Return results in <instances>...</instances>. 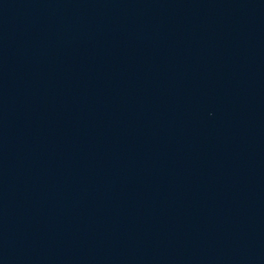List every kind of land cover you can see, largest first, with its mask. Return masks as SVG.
Here are the masks:
<instances>
[{
  "label": "water",
  "instance_id": "water-1",
  "mask_svg": "<svg viewBox=\"0 0 264 264\" xmlns=\"http://www.w3.org/2000/svg\"><path fill=\"white\" fill-rule=\"evenodd\" d=\"M0 264H264V0H0Z\"/></svg>",
  "mask_w": 264,
  "mask_h": 264
}]
</instances>
